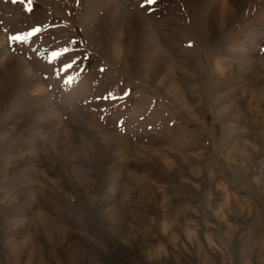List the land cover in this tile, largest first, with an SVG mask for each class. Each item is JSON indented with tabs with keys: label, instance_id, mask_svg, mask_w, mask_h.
I'll return each mask as SVG.
<instances>
[{
	"label": "rangeland",
	"instance_id": "rangeland-1",
	"mask_svg": "<svg viewBox=\"0 0 264 264\" xmlns=\"http://www.w3.org/2000/svg\"><path fill=\"white\" fill-rule=\"evenodd\" d=\"M0 264H264V0H0Z\"/></svg>",
	"mask_w": 264,
	"mask_h": 264
},
{
	"label": "snow or ice",
	"instance_id": "snow-or-ice-1",
	"mask_svg": "<svg viewBox=\"0 0 264 264\" xmlns=\"http://www.w3.org/2000/svg\"><path fill=\"white\" fill-rule=\"evenodd\" d=\"M12 2L16 3V2H18V0H12ZM19 2L25 5V10L26 11H30L31 7L34 4V0H19ZM156 2H157V0H144V4L146 6L154 5ZM39 31H40L39 28H35L32 31L27 32L26 35L33 36V35H36L37 33H39ZM23 39H24V37H21V36H18V35H13L12 37H10V40H15V41H18V42H23ZM67 51H68L67 49L63 50L64 53H67ZM67 67L70 68V67H72V65L68 64ZM128 94L129 93L127 91H125L122 94V96L118 97V96H115L112 93H109L108 96H106V97H98V99H111V100L115 101V100H118V99L122 98L123 96H127Z\"/></svg>",
	"mask_w": 264,
	"mask_h": 264
},
{
	"label": "bare ground",
	"instance_id": "bare-ground-1",
	"mask_svg": "<svg viewBox=\"0 0 264 264\" xmlns=\"http://www.w3.org/2000/svg\"><path fill=\"white\" fill-rule=\"evenodd\" d=\"M34 81V80H33ZM36 90H38V92L39 91H43V87L41 86V84H40V82H38L37 84H36ZM40 93V92H39Z\"/></svg>",
	"mask_w": 264,
	"mask_h": 264
}]
</instances>
